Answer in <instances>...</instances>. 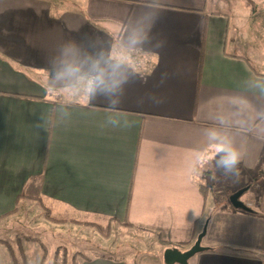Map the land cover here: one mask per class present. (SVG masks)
Returning a JSON list of instances; mask_svg holds the SVG:
<instances>
[{
	"label": "crops",
	"instance_id": "crops-1",
	"mask_svg": "<svg viewBox=\"0 0 264 264\" xmlns=\"http://www.w3.org/2000/svg\"><path fill=\"white\" fill-rule=\"evenodd\" d=\"M37 208L62 236L19 264H129L89 246L116 228L166 264L204 226L189 264H264V0H0V222Z\"/></svg>",
	"mask_w": 264,
	"mask_h": 264
},
{
	"label": "rangeland",
	"instance_id": "rangeland-1",
	"mask_svg": "<svg viewBox=\"0 0 264 264\" xmlns=\"http://www.w3.org/2000/svg\"><path fill=\"white\" fill-rule=\"evenodd\" d=\"M220 173V171H215V182H218ZM235 189H237L236 186H229L223 190V194L228 200L230 195L237 191ZM244 199L245 195L241 197V200ZM56 226L57 225H53V223L51 225L47 223L46 213L40 208L32 209L31 211H23L20 209L15 215L0 222V242H2L0 243V249L3 247L2 245H5L8 250H12L13 254L16 255L17 262L22 263V246L27 245L29 239H44V242L52 247H54L55 243L60 242L59 237L62 236V234L53 232ZM114 227L115 226H113L112 229ZM53 234H55V238ZM48 237L50 238L49 241L47 240ZM141 238L144 239L141 240ZM109 242H111V245L119 243L121 246L116 250H105L101 247L100 241L98 243L96 240L91 242L89 246H94L95 253H105L116 257L124 256V259L127 260L129 264V257L132 255L135 256L133 264H158L162 262V250L157 247L152 237L141 236L126 229L116 228V230L111 232ZM126 254L129 255L127 256ZM0 264H4V258L2 257L0 258Z\"/></svg>",
	"mask_w": 264,
	"mask_h": 264
},
{
	"label": "water",
	"instance_id": "water-1",
	"mask_svg": "<svg viewBox=\"0 0 264 264\" xmlns=\"http://www.w3.org/2000/svg\"><path fill=\"white\" fill-rule=\"evenodd\" d=\"M248 187H243L237 190L235 193L230 195L229 201L230 204L237 210H243L248 213H252L253 210L245 204L241 197L246 193ZM207 232V226H204L203 231L198 235L194 244L187 250H181L180 248H167L164 252V261L166 264H189V260L203 252L208 248L202 246V240Z\"/></svg>",
	"mask_w": 264,
	"mask_h": 264
},
{
	"label": "clouds",
	"instance_id": "clouds-1",
	"mask_svg": "<svg viewBox=\"0 0 264 264\" xmlns=\"http://www.w3.org/2000/svg\"><path fill=\"white\" fill-rule=\"evenodd\" d=\"M162 46V43L160 44V47ZM104 83L102 76H98L96 78L90 79L88 82V92L89 94L95 92L96 87H98L99 85H102ZM154 102L156 103H160L161 101L157 100L154 97ZM134 124V122H132L131 124H129L127 126V128L132 127ZM214 150L216 154H219L221 152L224 153L223 156L220 157V159L217 161V168L223 169V172L221 173L222 175L226 176V177H236L238 178L240 175V169L238 167V165L241 162V154L239 153V151H237L234 148H231L230 146H227L223 143L215 145L214 146ZM212 179H215V173H213Z\"/></svg>",
	"mask_w": 264,
	"mask_h": 264
},
{
	"label": "trees",
	"instance_id": "trees-1",
	"mask_svg": "<svg viewBox=\"0 0 264 264\" xmlns=\"http://www.w3.org/2000/svg\"><path fill=\"white\" fill-rule=\"evenodd\" d=\"M89 225L95 226V227H97V228L100 229V230L102 229L101 226H98V225H96V224H89ZM0 243H2V242H0ZM10 251H11V253H12L13 259H14V261L16 262V264H19V263L17 262V258H16V256H15V254H13L12 250H10Z\"/></svg>",
	"mask_w": 264,
	"mask_h": 264
}]
</instances>
